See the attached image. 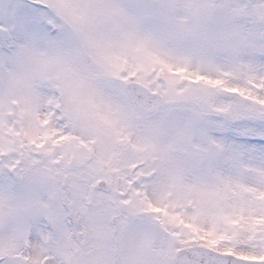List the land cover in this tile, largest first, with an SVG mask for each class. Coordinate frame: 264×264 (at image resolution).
Returning <instances> with one entry per match:
<instances>
[{"label":"snow or ice","instance_id":"1","mask_svg":"<svg viewBox=\"0 0 264 264\" xmlns=\"http://www.w3.org/2000/svg\"><path fill=\"white\" fill-rule=\"evenodd\" d=\"M0 264H264V0H0Z\"/></svg>","mask_w":264,"mask_h":264}]
</instances>
